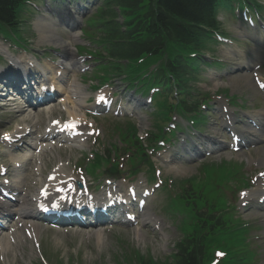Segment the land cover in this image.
I'll list each match as a JSON object with an SVG mask.
<instances>
[{
	"label": "rangeland",
	"instance_id": "1",
	"mask_svg": "<svg viewBox=\"0 0 264 264\" xmlns=\"http://www.w3.org/2000/svg\"><path fill=\"white\" fill-rule=\"evenodd\" d=\"M40 6H43L41 3H39ZM28 10H32V6L29 5ZM93 10L87 14V16L91 15ZM36 13V12H35ZM264 15V14H263ZM86 17V16H85ZM25 18H29V23L32 22L35 19V15L32 13L25 14ZM24 18V19H25ZM228 16L224 12H220L219 14V20L223 25H225V28L231 31V36H235L236 44L227 45V44H220L216 45L213 42H209L211 45V48H207V44H205L206 50L205 51V58L208 62H215L212 60L213 57L219 56V59L223 58V60L226 59V56L224 52L226 50H232L233 52H236L234 56L231 54V62H228V66L224 65L221 70L219 69L217 72L219 75H214L208 72L209 68L206 67L205 71L201 73L200 77H197L193 81H191V86L194 89L199 90V95L197 96L200 98H204L206 94H212V101H220L224 100L222 96H224L222 93L229 95V96H236L238 99L245 101L246 105H249V107H252L251 105H258L260 106L259 109L264 110V94L259 91V88L255 87L252 81V84L250 85H238V86H230L227 83H231V79L236 78L239 75L243 74H249L246 70H243L242 72H238L240 70L238 65H235L236 63H247L250 62L253 59L254 51L255 49L259 48L261 51V54L258 59V62L263 67V69H259L260 72L263 73L264 76V46H255L254 44H248V42L245 39H242L238 37L237 35V27L232 25L231 23H227ZM226 20V23L223 21ZM82 28H85V24H81ZM24 27V26H23ZM27 30V29H25ZM32 37L36 41L37 44V32L35 30H29ZM64 37H67V33L64 32ZM82 37H85L83 35ZM209 49H212V52L209 53ZM239 53V54H238ZM204 54V52H203ZM211 54V55H210ZM241 54V55H240ZM244 55L242 58L241 56ZM48 59L53 58V54H49ZM229 70H227V68ZM220 68V67H219ZM226 68V69H225ZM234 68H238V70H233ZM213 69V68H212ZM223 69L227 70L226 74L224 75ZM229 72V74H227ZM250 75V74H249ZM248 76V75H247ZM264 78V77H263ZM215 81L218 82L217 85L215 84ZM251 82V81H250ZM220 84V85H219ZM227 92V93H226ZM239 103V101H237ZM253 108V107H252ZM241 110V109H240ZM246 110V109H245ZM37 111L42 114V110L37 109ZM3 109H0V122L5 123L4 126L2 125L0 130V135L3 134V132L7 131H13L15 130L19 124L23 121L21 120V117L16 118V115L18 113H15L14 115H9L8 118L3 120ZM252 110L248 109L245 111V113L251 114ZM13 113V112H10ZM55 114L52 115V117L60 116L58 114L63 115L64 112H60L59 109H57ZM236 115L246 120L242 117V114L239 110H235ZM30 116L34 114V112L29 111ZM58 118V117H55ZM148 114L141 113L139 114V119H134V123H132L134 126L139 127L141 129L140 136L144 135L146 132V128L149 127V119ZM210 118V117H209ZM44 120L41 121V125ZM182 122V120H179ZM13 124V125H12ZM132 127V125H130ZM8 127H11L10 129H7ZM138 138V137H137ZM136 138V139H137ZM100 139H102L100 137ZM221 140L223 138L220 137ZM118 136L114 135L113 137H105L104 142L114 144L118 143ZM88 143V142H87ZM100 143L97 142L94 139L90 140V143L88 145L92 146V149L84 151L83 157L86 156V152L90 151L91 153H95L97 151L101 152L100 149ZM97 146V148L93 147ZM109 146V145H108ZM264 149V140H261L258 144H256L253 147H247L246 149H243L239 153H231L228 150H225L223 153H221L218 157L215 159H219L220 156L227 157L230 159L231 163H238L241 166H243V173L240 174V178L245 176L246 178H252L255 177L258 174V171L262 170L264 166H261L256 160L252 161L250 158H257V156H260L259 151H262ZM73 153V152H72ZM89 153V152H88ZM80 152L77 151L76 154L72 155L71 151L67 152V150L64 151V153H60V156L63 158H67L70 161V164H74L77 159L80 158ZM124 154V153H123ZM238 154V155H237ZM92 157V154L90 155ZM66 159V160H67ZM125 160H128L127 157ZM251 160V161H250ZM209 160H202L201 162H197V164L194 163H186L177 165L178 170L181 171L179 174H170V170L176 166H168L163 167L161 169V173L165 175L167 178V185L172 183L174 185L175 183L180 182L183 179L186 178H192L195 176L201 175V166L204 162L208 163ZM226 172V170H224ZM237 184L236 181L233 182V184ZM238 183H240L238 181ZM232 184V185H233ZM250 189L253 188L252 186V180L250 181ZM234 186V185H233ZM157 194V192H156ZM228 196L231 199V201L234 203L236 202L238 205V208L240 209L239 204L241 203V200L239 199V193H233V191L228 192ZM237 196V198H236ZM160 199V194L158 195ZM158 199V200H159ZM164 202H166V196L161 198ZM158 203V202H157ZM156 203V204H157ZM252 206H254V203L251 202L247 208L250 207L249 210H246L245 214H242V217L246 220H251V223L256 226L254 232L251 233L250 237V248L257 251L259 255V260L264 263V220L259 219L260 212H255L254 209H251ZM154 210V207L152 206L149 211ZM241 210V209H240ZM237 216H241V213H236ZM163 230H166V228H170V231L174 233V237L169 240V244L165 242L164 236L159 232L158 230H151V229H145L146 235L144 237V241L141 239V241H136L134 239L135 230H138L142 227V225H138V227H133V229L128 230L127 232H122L126 234L122 238L116 235L120 229H116L115 231L111 230L112 232H105L102 233V238L97 239V234L95 232L99 230H83V231H76L73 229L70 232H59L57 230H51L47 229L43 232V228L40 227V247L41 252H43L46 255V260L49 262V264H120L121 262L128 261L131 263V257L129 252H139L142 255H145L146 257H152L155 259H158V261H165L167 258V255L170 254L173 251V245L177 241L176 238H180L178 236V233L175 232V228L172 227V221L167 219V216L163 217ZM103 231V230H100ZM59 232V233H57ZM170 233V232H169ZM20 234V231H19ZM255 234V241H253ZM181 235V233H179ZM21 246H23L26 249V252H23L24 254V260L17 261V263H12L13 256L10 255L9 258H11L10 263L12 264H28L30 260V256L38 257V260L34 261V264H43L36 252H39L38 250H34L31 252L29 247V241L24 242V240H19L18 242ZM129 251V252H128ZM125 255V258L123 256ZM0 264H2L0 262ZM32 264V263H31Z\"/></svg>",
	"mask_w": 264,
	"mask_h": 264
},
{
	"label": "trees",
	"instance_id": "2",
	"mask_svg": "<svg viewBox=\"0 0 264 264\" xmlns=\"http://www.w3.org/2000/svg\"><path fill=\"white\" fill-rule=\"evenodd\" d=\"M109 11L105 12L108 15L109 24L104 25L110 30L112 40V55L120 59L136 62L144 57H159L166 49L170 52L174 48H178L184 52H192L205 47L208 35L211 31L218 30L219 22L213 13L214 0H107ZM21 5V0H0V22H8L16 17V7ZM148 9L145 17V24L141 27H136L134 30H139L138 35H133V32L124 34L117 29L118 26L112 27L114 18L117 17L115 6L121 8L122 13L133 15L137 13L140 6ZM115 24V22H114ZM131 23L130 25H132ZM135 27V26H133ZM143 29V30H142ZM122 34V35H120ZM147 34V39L140 40ZM141 36V37H140ZM128 37V38H127ZM140 37V38H137ZM126 38L127 41L124 39ZM187 64L188 66H185ZM180 61V57L173 61L169 60L166 70L172 72L181 82L185 81V73L190 71L189 65L191 62ZM159 78L165 80L163 73ZM183 90L186 88V83L181 84ZM222 177V176H221ZM211 235L218 238L221 232L214 226H211ZM193 232L195 226L187 228ZM193 237V236H192ZM191 245L183 250L180 255V260L177 264H199L202 255L201 245ZM140 264H154L152 261L139 259Z\"/></svg>",
	"mask_w": 264,
	"mask_h": 264
},
{
	"label": "bare ground",
	"instance_id": "3",
	"mask_svg": "<svg viewBox=\"0 0 264 264\" xmlns=\"http://www.w3.org/2000/svg\"><path fill=\"white\" fill-rule=\"evenodd\" d=\"M68 21L72 22L71 19H68ZM35 26H36V29L39 33V43L40 44L45 43V44H50V45H54L58 48H61L64 56L67 57V59H64V61H61V62H58L55 64L56 72H59V71L62 73L70 72V73L74 74L75 70L73 68V62H76V58H75V51L73 49V43L75 41H77V39H76L77 35L72 34V35H68L67 38L63 37L61 35V33L59 32L56 23L52 20V18L50 16H47V17H44V15L41 16L35 22ZM7 51L8 50H6V52ZM230 52H231L230 50H226L224 52V54L229 58ZM9 59H10V57H9ZM65 62H70V63H65ZM23 67H25V66H23ZM243 67H247V66L244 65ZM56 74L57 73H55L53 75V78L57 79ZM252 77H253V75H251V74L250 75L249 74L239 75L234 79L232 78L230 80L231 83H227V84H229L230 86H238V85H247L248 86V85L252 84V79H253ZM3 79H4V77H3ZM17 80H18V78H17ZM17 80H15V79L11 80V84L14 85L15 87L21 88V85ZM261 81H262V79H260V83H261ZM78 83H79V81H77V80H73V81H70L67 83V89H63V95L61 97H64V98L60 101V104H61V106L65 107L66 112H67L66 113L67 116H69L73 120H76L77 123L80 124L82 121V117L79 115V113H80L79 109L81 108V106L83 104L84 97H80L81 89H80ZM217 83L218 82L215 81L216 85H217ZM29 85H30V83H28V86ZM44 110H45V112H47L48 115L53 113V111H54L51 106H45ZM19 112L24 113L25 110L20 109ZM24 117H26V116H24ZM253 117H255L254 118L255 120L253 123L256 126H264V113L254 114ZM22 132H25V131H21V130L17 131L14 133L15 134L14 136H16L18 134H22ZM260 132H263V129L248 130L245 132H239V134L240 135L251 134L252 136H254V140H255L256 138H259L261 136ZM74 140H77V138H75ZM260 155L261 156H258L256 160L260 165L264 166V150L260 151ZM23 162H24V159L17 157L14 159L13 165H16L17 163L23 164ZM61 162H63V161H58V164ZM63 165H65L67 168H69L70 162L66 161L63 163ZM63 165H61L60 167H62ZM67 168H65V170H67ZM19 171L20 170H17V172H19ZM53 173H54L53 177L51 178V181L49 182L48 187L51 186V187L63 188L65 184H71L74 187V186H76V184L79 185L78 183H80L82 181L81 178H77L74 176L75 179H73L71 175H69L67 173H60V172H58V170H55ZM263 179H264V176H263V178L259 179V181L256 185V188L252 189L249 192L250 196L248 197V199L250 197H253V196L264 194V191L262 190V185H261V183H263ZM73 182H75V184ZM21 183H23V180H21L20 183H17V184H21ZM259 197L260 196H258V198ZM248 199H246V200H248ZM22 200L27 201V197L25 195H23ZM243 201H245V200H243ZM18 210L15 211V210L10 208V209H5L4 211H5V213H9L12 216H15L16 212ZM26 215L27 214L24 211H18V214H17V216L19 218L26 217ZM261 216L264 217V213H262ZM148 217L151 220L153 219L151 216H148ZM17 225L20 226L23 224L18 222ZM24 225L27 227L28 224H24ZM34 232H35L36 237L38 238V230L36 228H34ZM98 238L99 239L101 238V233L97 234V239ZM13 247H14V245L8 243L7 240H5V239L0 240V251L3 254H5L6 256H9L11 254L10 251Z\"/></svg>",
	"mask_w": 264,
	"mask_h": 264
},
{
	"label": "snow or ice",
	"instance_id": "4",
	"mask_svg": "<svg viewBox=\"0 0 264 264\" xmlns=\"http://www.w3.org/2000/svg\"><path fill=\"white\" fill-rule=\"evenodd\" d=\"M261 86L264 87V84H262ZM101 99H103V97Z\"/></svg>",
	"mask_w": 264,
	"mask_h": 264
}]
</instances>
